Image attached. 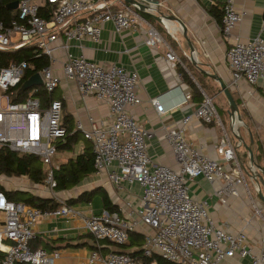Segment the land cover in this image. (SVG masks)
I'll return each instance as SVG.
<instances>
[{"label":"built area","instance_id":"2783aa9c","mask_svg":"<svg viewBox=\"0 0 264 264\" xmlns=\"http://www.w3.org/2000/svg\"><path fill=\"white\" fill-rule=\"evenodd\" d=\"M131 5L113 9L108 0H18L14 17L8 23L0 20V52L33 46L39 51L37 55L44 54L50 61L37 71L42 84L25 90L24 97L18 101L11 100V95L13 92L18 95L16 91L26 79L27 61L10 60L5 64L0 61V91L3 92L0 96L5 98L4 103L0 101V147L39 156L48 166L45 181L51 188L55 186L52 164L57 152L56 140L67 134L61 119L63 102L51 98L43 106L37 93L42 86L49 95L64 78L74 82L82 96H94L109 105L108 122L101 126L91 122L88 129L80 122L76 126L92 142V174L99 176L105 172L116 190L133 184L141 189L136 201H125L126 210L122 215L118 210L109 209L85 213L62 199L55 208L41 209L11 200L0 190V264H55L57 251L33 250L29 245L34 237L33 228L43 216L79 218L97 242L107 241L115 246L105 254L93 251L90 263L161 264L156 259L141 261L138 255L122 248L129 232L143 223L146 226L141 247L144 256L157 255L175 264H219L238 255L249 257L252 264H264V249L254 254L243 231L232 232L225 225L217 224L209 214V202L196 199L188 192V181L197 176L211 184L219 181L213 193L223 204L228 197L238 196L241 186L247 189L246 164L237 154L241 141L233 144L226 138L217 147L219 158H211L185 137V126L193 118L209 123L217 117L212 98L203 94L192 113L165 127L177 169L153 163L148 150L154 132L140 125L131 113L141 103L137 70L70 53L71 40H76L79 46L84 40L99 42L103 22H112L117 31L134 27L139 22L136 9H147ZM42 9L47 17L40 14ZM244 15V11L236 9L234 0H225L221 15L223 35L232 38ZM161 19L168 33L175 37V31L165 23L170 19ZM147 34V44L155 46L162 42L155 28L151 27ZM230 42L225 59L232 81L245 80L254 85L264 80V39L258 35L243 41L235 36ZM59 51L62 54L56 55ZM165 60L179 61V57L169 48ZM58 63H61L62 77L54 73L53 66ZM150 103L157 114L164 115L157 98H152Z\"/></svg>","mask_w":264,"mask_h":264},{"label":"crops","instance_id":"0c3cea01","mask_svg":"<svg viewBox=\"0 0 264 264\" xmlns=\"http://www.w3.org/2000/svg\"><path fill=\"white\" fill-rule=\"evenodd\" d=\"M108 1L113 9L131 5L125 0ZM137 1L142 4L141 8L147 10L136 9L139 22L134 27L117 31L112 22H103L99 42L84 40L79 46L76 40H71L69 51L77 56L82 54L95 62L118 63L127 69L137 70V92L141 103L132 108L131 113L140 125L154 132L148 150L152 162L177 169L178 164L165 136V127H170L185 115L192 113L202 100L203 94H206L212 98L217 117L209 123L196 118L189 121L185 126L187 141L211 158H219L217 147L226 138L233 144L241 141L237 147L240 160L250 166V149L256 164L264 167V80L254 85L245 80L233 82L225 59V51L235 36L243 41L258 35L264 39V0H234L236 9L244 11L245 15L233 30L232 38L223 35L221 18L220 22L217 21L213 13L215 11L222 15L225 0H157V4L152 0ZM14 10L16 12V9ZM159 14L170 18L168 21L171 22L167 21L166 24L175 27V37L168 33L164 24L152 16ZM151 27L156 29L162 39V42L155 46L145 42ZM190 47L195 62L190 58ZM169 48L179 57V61L165 60V52ZM61 54L60 51L56 53ZM53 67L54 73L62 77L61 63ZM181 69L189 75L200 94L195 93L183 79ZM220 82L225 85L238 106L235 120H231L228 113L229 103L221 90ZM55 89H58L59 93L55 95L52 91L50 95L51 98L62 99V123L78 135V140L71 150H57L54 155L52 166L58 169L61 164L76 157L86 148L92 152L91 140L85 138L77 129V123L80 122L85 129L90 128L91 122L101 126L108 122L110 113L106 101L94 96H82L70 80L62 78ZM185 95L188 96L187 100ZM152 98H157L162 104L164 115L157 114L155 107L150 103ZM216 99L222 109V116L214 104ZM79 138L82 139V145L77 148ZM46 167L48 168L44 164V168ZM6 179V185L0 180L6 190L27 191L57 201L77 198L85 190L92 191L88 200H77L72 204L85 213H98L107 209L103 201L105 194L113 208L110 210L125 214V201H136L141 193V189L135 184L125 186L123 190H116L105 172L99 176L90 173L78 186L71 189L53 190L55 195L47 192L35 193L33 188L41 184L31 181L27 183L29 180L26 177ZM245 181L247 189L241 186L238 196L228 197L224 204L213 193L219 181L211 184L203 177L197 176L187 184L191 196L209 202V214L217 224L225 225L229 231H243L246 234L248 247L256 254L264 249V204L256 192V184L251 176L245 174ZM134 231L140 235L143 244L146 226L141 223ZM33 232L34 237L29 243L31 249H42L47 253L57 251L59 256L55 264H100L89 262L92 252L105 254L115 249V246L107 241L97 242L79 218L43 216L36 222ZM128 244L130 243L122 247L126 251H138L142 247L134 243L130 246ZM219 264H252V261L249 257L234 255Z\"/></svg>","mask_w":264,"mask_h":264},{"label":"trees","instance_id":"16d2710c","mask_svg":"<svg viewBox=\"0 0 264 264\" xmlns=\"http://www.w3.org/2000/svg\"><path fill=\"white\" fill-rule=\"evenodd\" d=\"M11 1L13 0H0V20L4 23H8L15 15V10L9 9L7 7V4H9ZM213 13L217 21L220 22L221 14H218L215 11H213ZM40 14L45 17L48 16L47 12L43 9L40 11ZM38 53L39 51L33 46H24L17 50L0 52V61L2 64H5L10 60H26L27 69L24 75L25 79L31 74L49 65V58L44 54L37 55ZM181 74L183 79L193 88V91L197 94H200L192 79L185 71H183V69H181ZM25 93L26 91L16 95L15 92H13L11 95V100H21ZM50 94L48 95L42 86L39 87L37 95L41 98L43 106L51 99ZM77 140V133L71 132V130L68 128L65 137L56 140L57 150H71L72 145ZM47 169V167L44 168V164L39 156L29 153L16 152L10 150L6 146L0 147V175L5 177H26L32 183L42 184L43 181H45ZM90 173H93V152L86 148L76 157L69 158L68 161L61 164L58 169L53 170V179L55 181L53 190L60 191L78 186L86 177L89 176ZM0 190H3L6 196L11 200L21 201L41 209L55 208L60 204L54 198H43L32 194L31 192L21 190H6L1 184ZM91 194L92 191L88 192L85 190L81 192L77 198H69L65 201L66 203L72 205L77 200H88ZM103 201L105 208L109 210L113 209L112 206L109 205V200L105 194H103ZM126 243H130L128 244L129 246L133 243L137 246H141V237L138 235V233H135V231H131L129 232ZM126 243L124 245H126ZM124 245L122 247H124ZM132 253H134L136 256L138 255L139 258H141L140 260L144 262L150 261L151 259H156L161 264H175L157 255H153L151 257L144 256L141 252V249H138V251L135 250Z\"/></svg>","mask_w":264,"mask_h":264},{"label":"water","instance_id":"95a60500","mask_svg":"<svg viewBox=\"0 0 264 264\" xmlns=\"http://www.w3.org/2000/svg\"><path fill=\"white\" fill-rule=\"evenodd\" d=\"M126 2L130 3V4H137L142 6V4L140 2H138L137 0H125ZM154 4L157 0H152ZM151 1V2H152ZM18 5V0H13L11 1L9 4H7V7L9 9H16ZM153 18L157 21H159L160 23H162V17L166 18V19H170L165 15L159 14V15H152ZM191 50V47H190ZM191 60L195 62V58L192 54V50H191V56H190ZM42 84V80L40 78V75L38 72H35L33 74H31L30 76H28L19 86V88L17 89L16 93L19 94L21 92H24L25 90L30 89L32 86L35 85H41ZM220 87L221 90L223 92V94L226 96L228 103H229V109H228V113L230 115V117L234 118L236 115H238V106L235 103V101L233 100L232 96L230 95L228 89L225 87V85L220 82ZM245 145V144H244ZM249 150V154H250V159H251V164L250 166H245L244 168V172L245 174L251 176V178L253 179V182L256 184V192L258 194V196L260 197L262 203L264 204V167L257 165L256 162L254 161L253 155L251 153V150ZM252 167H254V169L252 170Z\"/></svg>","mask_w":264,"mask_h":264},{"label":"rangeland","instance_id":"374dc122","mask_svg":"<svg viewBox=\"0 0 264 264\" xmlns=\"http://www.w3.org/2000/svg\"><path fill=\"white\" fill-rule=\"evenodd\" d=\"M156 8H158V5H157ZM53 91H54L55 95L59 93L58 89H54ZM2 94H3V92L0 91V95H2ZM0 101H1V103H4L5 102V98L0 96ZM214 104L216 106V109H217L219 115L222 116V109L219 107V104L217 103V99L214 100ZM80 145H82V139L81 138H79V142H77V144H76L77 148H79ZM6 178L7 177H4V176L0 177V179L2 180L1 182H2L3 185H6V183L8 182V179H6ZM27 183H30V181H27ZM33 190L37 194H40V193L44 194L45 192H47L48 194L55 195V193H53L54 192L53 188H51L46 181H43V183L41 185H37L36 188H33ZM70 194H72V192H70ZM73 206L77 207V205H73Z\"/></svg>","mask_w":264,"mask_h":264},{"label":"bare ground","instance_id":"6f19581e","mask_svg":"<svg viewBox=\"0 0 264 264\" xmlns=\"http://www.w3.org/2000/svg\"><path fill=\"white\" fill-rule=\"evenodd\" d=\"M165 23H166V22H165ZM167 26H169V25H167ZM169 28H171L172 30H175V27H170V26H169Z\"/></svg>","mask_w":264,"mask_h":264}]
</instances>
